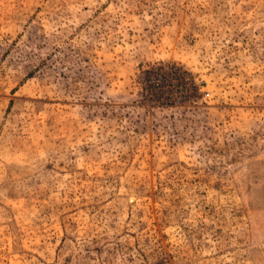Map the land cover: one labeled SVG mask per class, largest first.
Segmentation results:
<instances>
[{"label":"rangeland","instance_id":"1","mask_svg":"<svg viewBox=\"0 0 264 264\" xmlns=\"http://www.w3.org/2000/svg\"><path fill=\"white\" fill-rule=\"evenodd\" d=\"M0 264H264V0H0Z\"/></svg>","mask_w":264,"mask_h":264}]
</instances>
